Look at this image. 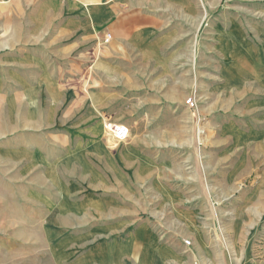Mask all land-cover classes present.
<instances>
[{"label":"crops","instance_id":"0c3cea01","mask_svg":"<svg viewBox=\"0 0 264 264\" xmlns=\"http://www.w3.org/2000/svg\"><path fill=\"white\" fill-rule=\"evenodd\" d=\"M236 4L0 0V158L12 169L34 168L37 184L52 187L51 229L65 207L54 204L59 201L84 203L67 211H83L90 224L83 242L67 249L59 264H264V242H252L262 233L264 204L244 205L243 215L236 212L241 207L228 206L229 238H247L229 244L220 239L210 204L163 221L119 217L120 203L172 201L176 195L168 187L202 183L186 168L190 164L167 152L179 131L173 136L171 129L151 126L158 116L172 120L173 105L182 106L193 85L189 76L201 71L200 27H222L215 37L223 33L229 40L236 20L221 16ZM184 105L195 118L198 103L195 109ZM108 118L129 127L126 139L109 138L103 126ZM177 163L178 175L172 171Z\"/></svg>","mask_w":264,"mask_h":264},{"label":"rangeland","instance_id":"374dc122","mask_svg":"<svg viewBox=\"0 0 264 264\" xmlns=\"http://www.w3.org/2000/svg\"><path fill=\"white\" fill-rule=\"evenodd\" d=\"M236 3L235 9L222 11L221 16L236 20L230 31L225 27L229 40L223 33L215 37L220 32L217 28L222 27L205 24L199 29L204 36L201 71L189 76L194 82L186 95L197 97V116L191 118L183 102L182 106L173 105L171 121L158 120V116L151 126L171 129L173 136L179 131V137H172L170 142L164 140L169 142L167 152L184 159L185 165L190 164L186 168L202 176V183L173 184L168 187L176 195L172 201L151 202L144 197V201L120 203V218L131 220V215H135L148 221H163L181 209L206 210L210 204L218 213L220 239L228 244L232 240L247 241L238 240L239 234L229 238L233 218L227 211L228 206L235 205L236 209L241 207L237 214L243 215L244 205L264 204V0ZM233 44L234 48H228ZM177 117L179 122L174 119ZM110 121L105 120L103 126ZM177 164L172 170L176 175L181 168V163ZM68 171L65 172L72 173ZM212 178H217L218 184L211 185ZM51 189L37 184L34 168L12 169L6 159L0 158V264H59V258L67 257V249L83 242L90 224L83 211L78 214L79 211L70 213L67 209H83L84 203L54 202L65 207L59 208V216L54 218L56 228L51 229L47 211L53 203ZM199 194L211 195L213 199L209 203L201 201L196 196ZM114 220L117 219L108 222ZM261 225L262 233L254 234L252 242H264L263 219Z\"/></svg>","mask_w":264,"mask_h":264},{"label":"built area","instance_id":"2783aa9c","mask_svg":"<svg viewBox=\"0 0 264 264\" xmlns=\"http://www.w3.org/2000/svg\"><path fill=\"white\" fill-rule=\"evenodd\" d=\"M108 39H109V35H106L103 41H107ZM184 102L191 109H194L196 107V102L193 95L187 96ZM104 127L106 133L113 142L123 141L129 135V127L123 122H119V121L106 122L104 124ZM184 243L189 244L190 243L189 239H184Z\"/></svg>","mask_w":264,"mask_h":264}]
</instances>
